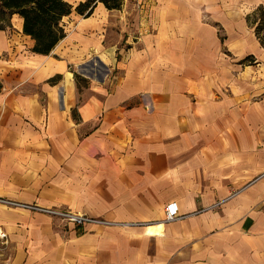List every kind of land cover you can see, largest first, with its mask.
<instances>
[{"label": "crops", "instance_id": "crops-1", "mask_svg": "<svg viewBox=\"0 0 264 264\" xmlns=\"http://www.w3.org/2000/svg\"><path fill=\"white\" fill-rule=\"evenodd\" d=\"M66 1L48 54L0 29V197L113 224L1 202L0 264H264V0Z\"/></svg>", "mask_w": 264, "mask_h": 264}, {"label": "trees", "instance_id": "trees-1", "mask_svg": "<svg viewBox=\"0 0 264 264\" xmlns=\"http://www.w3.org/2000/svg\"><path fill=\"white\" fill-rule=\"evenodd\" d=\"M122 1L85 0L75 6V11L87 17L92 13L97 2L103 3L107 9H118ZM71 8L66 0H0V29L10 27L11 17L13 14H18L23 21V33L34 40L32 51L48 54L65 36L61 20L70 14ZM258 13L259 20L255 27V35L264 47V7H260ZM74 76L76 82L81 79L78 73L74 72Z\"/></svg>", "mask_w": 264, "mask_h": 264}, {"label": "built area", "instance_id": "built-area-1", "mask_svg": "<svg viewBox=\"0 0 264 264\" xmlns=\"http://www.w3.org/2000/svg\"><path fill=\"white\" fill-rule=\"evenodd\" d=\"M84 71V69H83ZM264 182V169L260 171V173H258L257 175H255V177L249 181L246 185L248 184H252L255 182ZM242 189V188H241ZM240 190V189H239ZM237 190V191H239ZM4 203L6 205L12 206V207H20L26 210H33V211H38V212H42V213H48L52 216H56L58 218H60L61 220H63V222L65 223H71L74 226H82L85 224H101V225H108L109 223H111L110 221H104L102 219L96 218V217H91L88 216L84 213H80V212H74V211H70L66 208H58V207H40L34 203H23V202H19V201H13L10 199H6L3 197H0V203ZM220 203V201L215 202V204H212L209 207H215V205H218ZM182 216L180 214H178V208H176V205L173 202H169V204H167L164 207V219L162 220L163 222H169L172 220H176L181 218ZM0 239L3 240V242H6V233L2 230H0Z\"/></svg>", "mask_w": 264, "mask_h": 264}, {"label": "rangeland", "instance_id": "rangeland-1", "mask_svg": "<svg viewBox=\"0 0 264 264\" xmlns=\"http://www.w3.org/2000/svg\"><path fill=\"white\" fill-rule=\"evenodd\" d=\"M123 2V1H122ZM258 17V14L256 13V11L255 12H253L252 13V15H251V17H250V21H255L256 20V18ZM67 22H70V21H68L67 20ZM64 24V23H63ZM61 25H62V21H61ZM67 24L65 23V26H66ZM64 28V27H63ZM218 32H219V37H220V39H222V46H226V44H227V42H228V39H227V37L226 36H224V31H223V29L221 28V26H219L218 27ZM113 36H114V34H113ZM228 55H230V54H228ZM254 60H255V58H250V56H247V57H244V58H242L241 59V61L239 62L240 64L242 63V65L241 66H239V69H240V71H239V73H240V76H242V74H247L246 72H244V71H246V69L244 68V66L243 65H248V66H250V67H247V68H249L250 70H252L251 71V73H250V75H255V76H257V75H259V76H263V69H261L260 67L261 66H258V64L257 63H255L254 62ZM94 61V60H93ZM95 63H98V62H95ZM96 65V64H95ZM257 65V66H256ZM72 68V67H71ZM73 69V68H72ZM72 69H70L71 71H72ZM83 69H85V66H79V67H77V70H78V72H82L83 73ZM76 70V71H77ZM76 73V72H75ZM81 73V74H82ZM86 74V73H85ZM74 78H75V76H74ZM81 79H79V81L77 82V84H78V87L80 88V87H84V86H86L88 83L86 82V81H89V80H91L92 79V77L90 76H84V78H82V77H80ZM94 78H95V80L96 81H103L102 80V78L101 77H96V76H94ZM104 79V78H103ZM76 80V79H75ZM255 80H256V77H255ZM83 89V88H82ZM58 208H60V207H58ZM64 208V207H63ZM67 209V208H66ZM69 210V209H68ZM71 211V210H70ZM87 215V214H86ZM89 216V215H88ZM54 217H56V216H54ZM92 217V216H91ZM94 217V216H93ZM58 218V217H57ZM96 218H99V217H96ZM99 219H102V218H99ZM61 220V219H60ZM102 220H104V221H107V220H105V219H102ZM108 221H110L111 223H109L108 225H112L113 224V222L111 221V220H108ZM97 225H101V224H97ZM108 225H101V226H106V227H108Z\"/></svg>", "mask_w": 264, "mask_h": 264}, {"label": "bare ground", "instance_id": "bare-ground-1", "mask_svg": "<svg viewBox=\"0 0 264 264\" xmlns=\"http://www.w3.org/2000/svg\"><path fill=\"white\" fill-rule=\"evenodd\" d=\"M161 223H163V221L162 220H158V221H154V223L147 224V225H154V224H161Z\"/></svg>", "mask_w": 264, "mask_h": 264}]
</instances>
